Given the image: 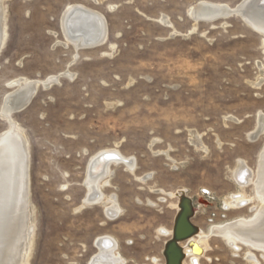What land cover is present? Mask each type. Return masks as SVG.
Listing matches in <instances>:
<instances>
[{
  "label": "rangeland",
  "instance_id": "374dc122",
  "mask_svg": "<svg viewBox=\"0 0 264 264\" xmlns=\"http://www.w3.org/2000/svg\"><path fill=\"white\" fill-rule=\"evenodd\" d=\"M203 1L235 7L243 0H4L0 134L9 128L1 115L15 89L8 83L74 77L41 85L31 104L12 115L30 151L24 264H90L99 254L96 241L108 236L125 264H165L171 237L162 232L173 230L179 201L169 194L180 190L192 198L193 223L206 233L254 214L256 203L227 210L224 200L238 191L232 177L238 161L256 170L264 147V134L249 139L264 114V83L254 86L260 65L264 72V35L239 15L196 21L190 13ZM73 4L101 13L108 31L105 45L77 58L63 46L61 28ZM190 132L202 136L207 152L190 143ZM107 150L136 160L133 174L110 166L103 193L117 199V218L102 205L82 208L90 161ZM244 193L254 195L253 187ZM208 243L202 264H248L244 245L236 253L220 238ZM251 250L264 264L262 253Z\"/></svg>",
  "mask_w": 264,
  "mask_h": 264
},
{
  "label": "bare ground",
  "instance_id": "6f19581e",
  "mask_svg": "<svg viewBox=\"0 0 264 264\" xmlns=\"http://www.w3.org/2000/svg\"><path fill=\"white\" fill-rule=\"evenodd\" d=\"M89 1L97 3L100 0ZM250 1L243 0L235 7L203 1L190 14L196 21L198 18H216L212 21L216 22L232 17H227L231 12H238L247 25L264 35V6H256L254 2L247 8ZM261 1V4H264V0ZM62 15L61 28L66 39L63 46H71L76 52V58L80 50L95 49L105 45L108 31L106 19L101 13L84 5L73 4L68 6ZM162 22L166 25L169 24L166 19H163ZM5 25L4 0H0V51L5 40ZM259 67L261 76L254 84L256 87H260L264 83L263 68L261 65ZM63 77L74 78L72 74L64 72V74L51 76L43 81L17 78V80L8 83L10 88L15 89L6 96L1 110V115L8 121L9 128L0 134V264H24L27 244L31 236L29 142L13 120L12 115L27 108L41 85L49 88ZM190 133L192 136L189 140L190 143L198 150L207 152L208 149L202 142V136H197L198 133L196 135V132ZM263 134L264 114L260 113L256 128L249 135V139L253 142L258 141ZM218 145L221 147L220 142ZM165 155L167 158L169 157L168 153ZM112 164L123 165L132 174L136 170V160L123 156L117 150H107L93 156L86 175L87 195L82 201V208L102 205L105 207V213L108 217L117 218L121 214L117 199L115 197H107L108 199H106L103 193L104 187L110 186V178L112 177L110 166ZM151 176L140 177L139 180L146 182ZM232 177L238 191L224 200V208L240 210L256 203L255 207L251 208L254 214L249 218H239L227 224L213 225L207 233L201 229L191 241L202 249V255L194 254L187 243H183L181 246L186 254L183 264H202L201 261L210 251L208 242L213 237L222 239L236 253L241 250V245L247 247L248 251L245 258L248 264H260V260L252 253L251 249L262 253V259H264V147L260 152L256 170L250 168L245 161H238ZM251 186L254 195L248 196L244 193V189ZM181 191L187 193L185 190L178 192ZM178 192L170 193L169 197L179 199ZM175 206L178 207L179 211L178 204ZM162 233L172 238L173 230ZM117 244L115 239L109 236L100 237L96 241L99 254L94 257L90 264H125L123 257L120 256L119 252L117 253Z\"/></svg>",
  "mask_w": 264,
  "mask_h": 264
},
{
  "label": "water",
  "instance_id": "95a60500",
  "mask_svg": "<svg viewBox=\"0 0 264 264\" xmlns=\"http://www.w3.org/2000/svg\"><path fill=\"white\" fill-rule=\"evenodd\" d=\"M261 2V0H251L247 4V8L253 3L256 6H264V4H261ZM235 15H239L243 20V17L238 12H231L227 17ZM215 19L198 18L199 21L202 20L208 22H212ZM30 104L31 103H29L28 106ZM203 192L205 195H208L207 190H203ZM177 195L179 197V211L177 212L174 221L172 238L166 242L163 251L165 264H183L184 260L186 259V254L184 253V249L181 246L183 243H187V246L192 249L194 254L202 255L203 253L202 249L198 247L196 243L191 241L192 238L197 236L200 232V228L193 223V219L196 216L194 202L192 198H190L184 191L178 192Z\"/></svg>",
  "mask_w": 264,
  "mask_h": 264
}]
</instances>
